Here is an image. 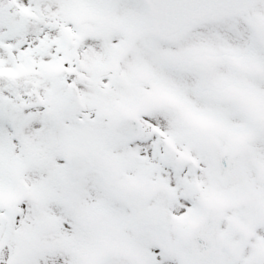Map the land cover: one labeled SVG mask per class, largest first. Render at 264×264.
I'll list each match as a JSON object with an SVG mask.
<instances>
[{
	"label": "snow or ice",
	"instance_id": "6c2138e0",
	"mask_svg": "<svg viewBox=\"0 0 264 264\" xmlns=\"http://www.w3.org/2000/svg\"><path fill=\"white\" fill-rule=\"evenodd\" d=\"M0 264H264V0H0Z\"/></svg>",
	"mask_w": 264,
	"mask_h": 264
}]
</instances>
